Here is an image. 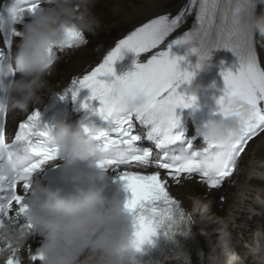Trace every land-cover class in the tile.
Wrapping results in <instances>:
<instances>
[{
  "label": "snow or ice",
  "instance_id": "1",
  "mask_svg": "<svg viewBox=\"0 0 264 264\" xmlns=\"http://www.w3.org/2000/svg\"><path fill=\"white\" fill-rule=\"evenodd\" d=\"M50 2L24 0L21 13L9 16L3 25L7 49L0 50V91L18 76L11 51L13 36L21 39V28L17 25L23 26L29 18L42 13ZM244 4L257 8L255 0H188L178 14L157 15L120 39L102 63L82 78L74 79L71 89L63 94L62 98L71 95L75 100L82 89L91 90L82 106L106 122L96 140L104 150L115 153L114 157L99 161V167L120 171L121 179L127 182L132 198L125 207L134 219L133 243L138 251L161 230L169 240L178 234L186 236L190 231L191 217L170 194L169 180L179 185L182 180L198 179L206 188L218 190L233 176L236 162L248 142L264 134V66L258 58L254 37L242 31L236 19ZM193 12L196 15L191 30L165 44ZM87 43L85 33L72 27L66 29L65 40L48 51L56 57L57 52L75 50ZM177 47L187 49L188 56L205 60L217 49L229 50L237 58L235 71L228 68L221 73L224 88L218 100V114H227L226 106L232 97L250 105L253 112L242 120L240 136L233 145L234 159L222 171L212 173L201 164V156L214 145L209 142L206 147L197 148L196 137H189L182 127L177 110L192 107L196 97L179 90L193 79L194 72L181 70L180 64L187 57L175 55L173 49ZM125 51L136 54L135 70L117 75L114 65L123 59ZM150 52L152 55L140 62L142 54ZM97 100L99 107L92 103ZM6 113L7 109L0 106V261L24 264L22 246L9 238L6 228L16 225L34 238L36 231L24 215L32 177L43 166L60 158L61 153L49 143L50 126L42 121L39 109L19 123L14 140L6 142ZM82 125L86 133L96 127L92 123L82 122ZM144 141L152 142L158 151L143 147ZM147 169L154 171L149 173ZM39 248L35 243L29 247V264H43ZM180 255L190 264L186 255Z\"/></svg>",
  "mask_w": 264,
  "mask_h": 264
},
{
  "label": "clouds",
  "instance_id": "2",
  "mask_svg": "<svg viewBox=\"0 0 264 264\" xmlns=\"http://www.w3.org/2000/svg\"><path fill=\"white\" fill-rule=\"evenodd\" d=\"M94 0H51L42 13L25 22L21 39L12 56L18 78L5 84L0 91V106L27 111L41 102L40 93L47 87L45 77L56 60L49 48L63 42L66 29L78 28L94 32L100 21L92 13ZM264 0H255V4ZM24 0H12L8 16L19 15ZM242 31L253 37H264V16L247 4L241 6L236 16ZM15 37L13 36V39ZM209 66V60L197 56L194 68ZM227 114L216 118V110L208 109V119L198 134L214 148L201 156L202 166L212 173L222 171L233 159V145L241 133L242 120L251 117L252 108L242 100L232 97L227 103ZM101 128L96 126L86 133L82 123L73 124L58 120L49 130V143L64 156L61 180L70 184L71 190L55 189L35 182L28 196L24 215L43 236L38 249L43 254V264H138V250L134 247L136 227L132 214L118 195L109 196L107 184L98 178L107 175L99 161L114 157L96 140ZM11 240L20 246L32 234L14 225L6 228ZM253 255L264 250V227L255 232ZM231 235L223 231L206 257V264H232ZM162 264V262H160Z\"/></svg>",
  "mask_w": 264,
  "mask_h": 264
},
{
  "label": "bare ground",
  "instance_id": "3",
  "mask_svg": "<svg viewBox=\"0 0 264 264\" xmlns=\"http://www.w3.org/2000/svg\"><path fill=\"white\" fill-rule=\"evenodd\" d=\"M3 1L4 0H0V10ZM185 1L186 0H94L91 11L100 21V26L94 32L86 31L87 37L91 36L89 42L94 41L95 43L94 48L92 49L88 43L83 48L68 51L58 57L57 61L52 65L49 74L45 77L48 83L47 87L40 93L42 97L41 102L32 105L27 111L13 108L16 112V116L11 122V125L14 127L30 110L38 105H41L46 97L56 88L55 86L61 87L71 79L74 80L82 77L83 74L96 62H98L103 54L130 29H133L141 23L149 21L157 15L170 11H178ZM257 14L264 16V3H259ZM101 37L107 39V41ZM256 40L261 63L264 65V37L256 35ZM3 44L4 42L0 34V47L3 46ZM47 92L49 93L45 97L44 94ZM263 137L264 134H261L259 137L250 141L252 145V147L250 146L251 149H245L239 162V168L234 172L233 176L229 178L228 181H225L222 188L218 190H209L205 186L201 185L198 179L193 181L182 180L179 185H169L171 193L181 201L183 207L187 209L195 207L196 210L198 207L199 211V206H206L205 212L210 211L221 220H225L227 216L232 215V212L229 214L228 211H226L228 209L227 205L230 201L232 204L237 202V199L242 196L239 192L245 190H255L257 195H259V197L264 201V176L255 177L253 175L255 168L261 169L262 167L264 170V142H261V138ZM248 164H252L251 170L253 169L251 173L252 176L250 177L245 176L246 173L248 174L251 171L247 167ZM223 198L226 199V203L222 201ZM239 203L241 206L243 205L241 201H239ZM221 206L224 207L221 208ZM263 208L264 206L257 203L254 205L252 211L254 213L253 217L255 220L242 217V219L238 221L239 224L243 225L240 227V231L244 234V236L246 235L245 237H249V232L252 231L248 230L249 226L251 227L253 224H256L253 227L255 230L260 227H264V217H262L261 214ZM197 217L198 221L201 222L200 224L205 225V227H203V231L206 233L208 239L213 242L212 244L216 243L221 234H219V232H208L209 226L211 225V222H209L211 216H204L203 212L201 216ZM14 226L17 227L16 225ZM228 229L231 230V227ZM202 239L205 240L204 237H202ZM250 239L251 238H247V240ZM232 240H238L236 230H232ZM33 243L37 246H41L43 243V236L40 233L35 232L34 238L31 236L24 242L21 250V256L24 260V264H29L27 253L29 247L32 246ZM234 244H232L234 249L238 247L241 250V253H238H240L243 260L246 258V264H256L253 256L251 254L249 255V253L245 250V248L248 249L250 245L247 248L245 246L246 244L244 245L243 243ZM207 254L205 253L203 255L204 264H206ZM255 256L264 260V256L263 258L257 254ZM162 264L182 263L176 261L175 258L168 253L162 261ZM194 264L201 263L199 260L195 259Z\"/></svg>",
  "mask_w": 264,
  "mask_h": 264
},
{
  "label": "rangeland",
  "instance_id": "4",
  "mask_svg": "<svg viewBox=\"0 0 264 264\" xmlns=\"http://www.w3.org/2000/svg\"><path fill=\"white\" fill-rule=\"evenodd\" d=\"M91 39V36H89ZM100 37V36H99ZM103 38V37H101ZM104 39V38H103ZM107 41V39H104ZM91 48H94V41H90L89 42ZM56 88L58 86H55ZM51 89V88H50ZM49 92L45 93V97L48 95ZM261 142H264V137L261 138ZM254 145V144H253ZM252 147V146H251ZM251 149V148H250ZM249 149V150H250ZM251 170V169H250ZM253 170V169H252ZM252 170L247 174H245V176L250 177L252 176ZM253 175L255 177H260V176H264V170L260 168H255V171L253 172ZM239 194H241L242 196H240L237 199V202L235 204H232L231 201L228 203V209L226 211H228V213L230 214V212H232V215L227 216V218L225 220H221L219 218H217V216L213 215L210 211H206V206L201 205L200 209H199V213L202 214L204 212V216L205 215H209L211 216L209 219V222H211V225L209 226L208 232H219V234H221L223 231H228L231 235V243L232 244H246L245 246L248 248V246L255 244V232L256 230L253 228L256 224H253L251 227H248V230H252L249 232V237H245L243 233H241L240 231V227L243 226L242 224H239L238 221H240L242 219V217H247L250 219H254V213L253 211V207L254 205H256L257 203H260L262 206H264V201L259 197V195H257V192L255 190H245L242 192H239ZM222 201L224 203H226V199L223 198ZM239 201H241L243 203V205L241 206V204L239 203ZM246 204V205H244ZM224 206H221V208H223ZM239 211V212H238ZM262 217H264V208L262 210ZM264 223V222H263ZM231 227V230H229L228 228ZM232 230H236L237 231V237L238 240L234 241L232 240ZM252 235V236H251ZM251 236V237H250ZM247 238H251L250 240H247ZM253 242V244H252ZM263 243V242H262ZM234 244V245H235ZM254 247V246H253ZM249 249V248H248ZM248 249L245 248V250L248 252ZM238 250V251H237ZM232 251H233V258H232V264H246L247 260L246 258H244L245 260H243L242 256L240 255L241 250L237 247L236 249H234V246L232 245ZM240 252V253H238ZM257 255H259L260 257L263 258L264 256V250H262L261 252L257 253Z\"/></svg>",
  "mask_w": 264,
  "mask_h": 264
}]
</instances>
